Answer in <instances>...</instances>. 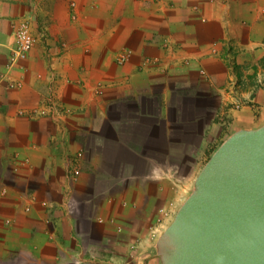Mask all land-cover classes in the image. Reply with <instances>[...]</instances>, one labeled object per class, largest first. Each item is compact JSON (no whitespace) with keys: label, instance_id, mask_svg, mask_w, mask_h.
I'll return each mask as SVG.
<instances>
[{"label":"crops","instance_id":"obj_1","mask_svg":"<svg viewBox=\"0 0 264 264\" xmlns=\"http://www.w3.org/2000/svg\"><path fill=\"white\" fill-rule=\"evenodd\" d=\"M69 1L0 0V264H159L180 174L264 124V0Z\"/></svg>","mask_w":264,"mask_h":264},{"label":"water","instance_id":"obj_2","mask_svg":"<svg viewBox=\"0 0 264 264\" xmlns=\"http://www.w3.org/2000/svg\"><path fill=\"white\" fill-rule=\"evenodd\" d=\"M157 241L162 264H264V125L214 151Z\"/></svg>","mask_w":264,"mask_h":264},{"label":"built area","instance_id":"obj_3","mask_svg":"<svg viewBox=\"0 0 264 264\" xmlns=\"http://www.w3.org/2000/svg\"><path fill=\"white\" fill-rule=\"evenodd\" d=\"M161 1V0H155ZM69 7L71 9L72 17L75 18L76 9L78 7V2L76 0L69 1ZM14 38L15 45L10 53V64L20 65L23 67L25 64L28 54L31 51L35 37L33 33V25L30 19L19 18L14 22ZM129 58V53L124 51L117 55L116 62L118 64H124ZM13 86L19 87V83H12Z\"/></svg>","mask_w":264,"mask_h":264},{"label":"rangeland","instance_id":"obj_4","mask_svg":"<svg viewBox=\"0 0 264 264\" xmlns=\"http://www.w3.org/2000/svg\"><path fill=\"white\" fill-rule=\"evenodd\" d=\"M262 84V78L261 80L259 81V85L261 86ZM258 87V86H257ZM258 89V88H256ZM264 125V124H263ZM238 131V130H237ZM236 132V131H235ZM234 133V132H233ZM233 133L229 134L227 137H225L223 140L221 141H218V143H216V145L214 147H212L211 149H209L208 153H206V155L201 159L198 167L192 171L191 173H181L180 174V177H183L185 176V174L188 176V178H191V182H190V187L186 190V193H185V197L182 201V203L186 200V198L192 193V191L194 190V182H195V179L196 177L198 176L199 172L201 171V169L203 168V166L206 164V162L208 161V159L211 157V155L214 153V151L222 144V142H224L227 138H229ZM181 204H178L176 209H175V212L174 214H172L171 218L166 222V224H164L163 226H161V229L160 231L156 234V236H154V240H152V242H154L153 246H152V251L154 254H158V250H157V241L158 239L161 237V235L164 233L165 229L171 224V222L173 221L178 209L180 208V206L182 205ZM160 224H163V223H160ZM159 256V255H158ZM160 258V257H159ZM159 264H162V263H159Z\"/></svg>","mask_w":264,"mask_h":264}]
</instances>
